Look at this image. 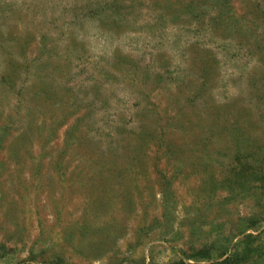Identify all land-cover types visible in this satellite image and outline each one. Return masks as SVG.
Masks as SVG:
<instances>
[{"label": "rangeland", "instance_id": "374dc122", "mask_svg": "<svg viewBox=\"0 0 264 264\" xmlns=\"http://www.w3.org/2000/svg\"><path fill=\"white\" fill-rule=\"evenodd\" d=\"M249 234L264 264V0H0V264Z\"/></svg>", "mask_w": 264, "mask_h": 264}, {"label": "trees", "instance_id": "16d2710c", "mask_svg": "<svg viewBox=\"0 0 264 264\" xmlns=\"http://www.w3.org/2000/svg\"><path fill=\"white\" fill-rule=\"evenodd\" d=\"M59 166L60 165H57V167ZM240 235H243V233ZM257 239L258 238L252 234L246 235L242 241L235 245L232 252L224 250L219 255L217 261L211 260L209 253H205V251H199L198 253L187 256L184 253L185 259L171 264H202V262H206L204 264H247L261 252L260 247L255 243ZM189 260H193L194 263H190Z\"/></svg>", "mask_w": 264, "mask_h": 264}]
</instances>
